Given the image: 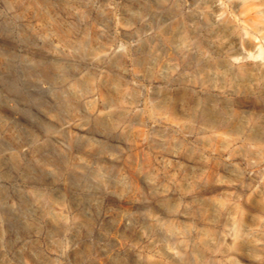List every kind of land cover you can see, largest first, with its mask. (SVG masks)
Segmentation results:
<instances>
[{"label": "rangeland", "instance_id": "obj_1", "mask_svg": "<svg viewBox=\"0 0 264 264\" xmlns=\"http://www.w3.org/2000/svg\"><path fill=\"white\" fill-rule=\"evenodd\" d=\"M0 264H264V0H0Z\"/></svg>", "mask_w": 264, "mask_h": 264}, {"label": "bare ground", "instance_id": "obj_2", "mask_svg": "<svg viewBox=\"0 0 264 264\" xmlns=\"http://www.w3.org/2000/svg\"><path fill=\"white\" fill-rule=\"evenodd\" d=\"M157 7L159 8V9H163L164 8V6L162 5V4H158L157 5ZM102 29L100 28V27H98V29H97V31L101 34V31ZM98 33V34H99ZM181 54H188V53H190L191 51H193L192 50V48H191V46H189V45H184V46H182L179 50H178ZM71 59L72 60H75V61H79V59H78V57H76L75 55H72V57H71ZM82 64H84V65H87V64H93V65H95L94 64V58H87V59H85V60H83L82 62H81ZM118 72V71H117ZM78 73V71L77 70H73L72 71V74L73 75H76ZM195 84V83H194ZM38 89H40V88H38ZM41 91V90H40ZM89 115V114H88ZM41 116L43 117V118H46V113L45 112H41ZM32 118V117H31ZM58 126H59V128L61 129V130H63L64 132H66V133H68V134H70V132H72V131H75L76 133H78V134H83V133H86L87 132V128L86 127H84V126H81V125H77L76 124V121L74 120V119H66V120H63V121H61L59 124H58ZM46 129H48V127L46 126ZM168 157L169 158H171V159H176L177 158V156L174 154V153H170L169 155H168ZM112 161H114V160H112ZM84 164V163H83ZM78 166H87V165H78ZM75 170V172L73 171V175L75 176V177H77L78 175H80L79 173V169H74ZM141 183H142V185L144 186V187H146V188H149V187H152L153 186V182L149 179V178H142L141 179ZM160 194H162V195H165L166 193H165V191H161L160 192ZM135 206L137 207V208H139V209H146V208H148V207H150V206H152V207H154L155 209H157V207L156 206H154V203L152 202V201H149V200H142L141 202H138V203H136L135 204ZM157 211H158V209H157ZM176 216L177 217H179V218H185V216H184V213H177L176 214ZM146 217V216H145ZM147 220L148 221H151V222H156L157 221V217L155 216V215H147ZM50 254H52L53 256H58V251L57 250H52V251H50Z\"/></svg>", "mask_w": 264, "mask_h": 264}]
</instances>
